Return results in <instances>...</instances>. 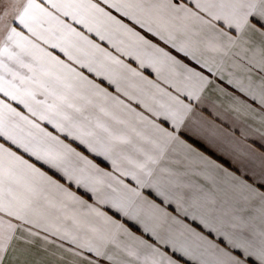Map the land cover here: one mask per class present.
Returning a JSON list of instances; mask_svg holds the SVG:
<instances>
[{
	"label": "snow or ice",
	"instance_id": "obj_1",
	"mask_svg": "<svg viewBox=\"0 0 264 264\" xmlns=\"http://www.w3.org/2000/svg\"><path fill=\"white\" fill-rule=\"evenodd\" d=\"M0 264H264V0H0Z\"/></svg>",
	"mask_w": 264,
	"mask_h": 264
}]
</instances>
